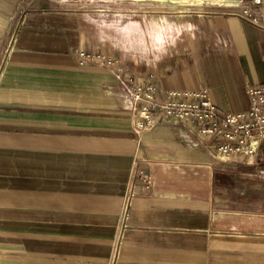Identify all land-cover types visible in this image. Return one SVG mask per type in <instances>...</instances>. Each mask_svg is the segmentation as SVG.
Wrapping results in <instances>:
<instances>
[{
    "label": "crops",
    "instance_id": "1",
    "mask_svg": "<svg viewBox=\"0 0 264 264\" xmlns=\"http://www.w3.org/2000/svg\"><path fill=\"white\" fill-rule=\"evenodd\" d=\"M206 1L0 0V264H264V147L219 157L190 120L138 129L122 83L248 111L264 0L258 23L240 14L251 0Z\"/></svg>",
    "mask_w": 264,
    "mask_h": 264
},
{
    "label": "built area",
    "instance_id": "2",
    "mask_svg": "<svg viewBox=\"0 0 264 264\" xmlns=\"http://www.w3.org/2000/svg\"><path fill=\"white\" fill-rule=\"evenodd\" d=\"M30 0H18L29 3ZM252 4L242 7L241 16L255 23L259 22L254 6L262 5V0H251ZM8 50L4 53L7 55ZM98 56L84 55L83 62L94 60ZM108 65L112 62H108ZM126 92L135 100L137 106V128L154 127L161 119H179L192 121L202 136L211 137L215 142L216 155L254 156L260 147H264V85L249 86L246 90L250 95L251 104L248 111L241 113L220 114L214 105L209 89L172 91L166 96H158V88L149 82H136L128 77L122 80ZM150 182L149 177H145ZM123 202V216L126 217L130 204L135 196L130 186Z\"/></svg>",
    "mask_w": 264,
    "mask_h": 264
},
{
    "label": "rangeland",
    "instance_id": "3",
    "mask_svg": "<svg viewBox=\"0 0 264 264\" xmlns=\"http://www.w3.org/2000/svg\"><path fill=\"white\" fill-rule=\"evenodd\" d=\"M81 1L82 2H80L76 5L75 4L71 5V6L74 8L81 7L83 9H87L88 11H93V13H94L95 0H81ZM116 1H123V0H116ZM133 1L136 4L150 3V6L152 7V9H151L152 14L163 13V14H168V15L173 14V13H177L179 10H185L186 8H189L190 6L187 4H190V3L200 5L202 3L208 2L206 0H200V1H196V0H133ZM141 6L144 7V5H141ZM145 6H147V5H145ZM94 26H95V23H94ZM126 30H127V28L121 29V36L122 37L127 36L126 32H124L125 34H123V31H126ZM115 31H116V29H109V30H106V33H108L109 35H112V33Z\"/></svg>",
    "mask_w": 264,
    "mask_h": 264
}]
</instances>
